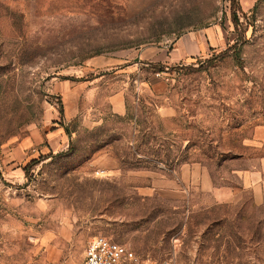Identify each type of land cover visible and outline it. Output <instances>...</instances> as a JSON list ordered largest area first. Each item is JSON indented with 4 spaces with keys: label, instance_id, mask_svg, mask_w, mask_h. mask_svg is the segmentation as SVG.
Returning a JSON list of instances; mask_svg holds the SVG:
<instances>
[{
    "label": "rangeland",
    "instance_id": "obj_1",
    "mask_svg": "<svg viewBox=\"0 0 264 264\" xmlns=\"http://www.w3.org/2000/svg\"><path fill=\"white\" fill-rule=\"evenodd\" d=\"M238 4L236 28L230 0H0V264H83L97 235L264 264L239 176L264 153V0Z\"/></svg>",
    "mask_w": 264,
    "mask_h": 264
},
{
    "label": "built area",
    "instance_id": "obj_2",
    "mask_svg": "<svg viewBox=\"0 0 264 264\" xmlns=\"http://www.w3.org/2000/svg\"><path fill=\"white\" fill-rule=\"evenodd\" d=\"M83 264H153L147 259H139L136 253L125 244L97 235L92 237L84 248ZM161 264H175L171 258Z\"/></svg>",
    "mask_w": 264,
    "mask_h": 264
},
{
    "label": "crops",
    "instance_id": "obj_3",
    "mask_svg": "<svg viewBox=\"0 0 264 264\" xmlns=\"http://www.w3.org/2000/svg\"><path fill=\"white\" fill-rule=\"evenodd\" d=\"M257 138L264 139V136L260 134ZM24 143L19 144L12 150V160H18L20 156V151L23 148ZM17 166L19 165L16 163ZM17 175L20 174V171L14 172ZM239 176L241 178V188L249 190L251 193V197L255 202H263L264 201V153L259 154L258 161L256 165H251L249 167L243 168L239 172ZM203 186L205 189L213 190L214 187L209 179L208 175H203ZM232 188L229 190V194L231 193Z\"/></svg>",
    "mask_w": 264,
    "mask_h": 264
},
{
    "label": "trees",
    "instance_id": "obj_4",
    "mask_svg": "<svg viewBox=\"0 0 264 264\" xmlns=\"http://www.w3.org/2000/svg\"><path fill=\"white\" fill-rule=\"evenodd\" d=\"M230 12H231V20L233 22V24L235 25V27H238V16L236 14V9L240 10V6L238 4V0H230ZM236 44H232L229 47L224 48L223 50L219 51L218 53L212 55L208 61L212 62V60H214L217 57H224L226 55H228L229 53H232L236 58H238V50L235 49ZM156 67V66H155ZM160 67V66H159ZM182 67V66H181ZM36 159H33L29 164H27V167H29L31 164L35 163Z\"/></svg>",
    "mask_w": 264,
    "mask_h": 264
}]
</instances>
